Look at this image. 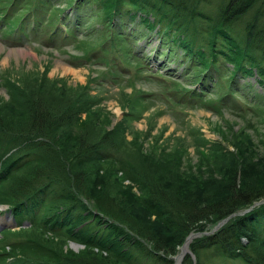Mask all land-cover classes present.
<instances>
[{"label":"rangeland","instance_id":"374dc122","mask_svg":"<svg viewBox=\"0 0 264 264\" xmlns=\"http://www.w3.org/2000/svg\"><path fill=\"white\" fill-rule=\"evenodd\" d=\"M3 1L0 0V11L8 6ZM27 1L12 0L9 14L0 18V115L17 127L26 125L21 102L39 94L33 93L38 84L55 90L53 102L58 105L65 103L67 94L79 92L80 98L90 97L89 108L82 111L75 123L58 130L68 155H61V163L64 167L71 162L75 165L76 155L83 149L82 141L93 142L108 135L110 144L105 151L109 159L88 163L83 168L94 173L96 197L110 191L119 198L112 206L106 204L109 208L115 211L117 204L122 203L139 223L156 227L163 225L160 215L142 206L148 188L160 186L170 196L195 194L207 201L219 197L229 174L235 170L237 184L241 183L242 169L248 175L245 180L251 182L256 175L264 174V85L257 81V74H239L231 81L232 66L223 65L218 76L208 81L210 86L192 95V89L200 91V75L193 71L194 61L185 58L181 49L170 56L168 44L161 48L159 34L136 40L132 36L138 38L143 31L133 30L136 32L127 35L129 38L114 34L110 39L112 30L102 17L101 4L89 6L87 2L84 10L75 11L76 0H50L43 6L47 19L52 17L49 22L44 27L45 22H40L37 29H22L21 5ZM209 1L206 8L216 13L219 0ZM62 6L64 12L71 14L66 22L67 18L57 13ZM260 7L261 3L242 17L238 23L241 29L246 21L257 16ZM259 13L258 25L264 21V10ZM195 24L205 27L198 18L191 22ZM65 28L72 32L62 33ZM198 37L202 39V32H198ZM249 80L253 84L247 83ZM43 93L49 99L48 92H40L39 96L44 98ZM62 165L58 176L66 177ZM1 205L0 220L4 223L2 219L9 210ZM248 207L230 217L252 206ZM28 222L22 227L32 225L31 219ZM217 224L219 227V221L209 223L207 231ZM18 229L19 225L0 230V264H36L21 262L25 258L21 254L43 253L41 247L25 240L27 234L35 236L34 230ZM48 231L57 233L52 236L64 252L75 254L83 249V242L68 236L65 228ZM243 239L248 240L245 236ZM185 241L186 237L171 255L178 257ZM15 244L30 247L18 250V254L3 249L6 246L11 250ZM212 249L200 251L204 264L229 263V258L216 247ZM185 254L174 264H182Z\"/></svg>","mask_w":264,"mask_h":264},{"label":"trees","instance_id":"16d2710c","mask_svg":"<svg viewBox=\"0 0 264 264\" xmlns=\"http://www.w3.org/2000/svg\"><path fill=\"white\" fill-rule=\"evenodd\" d=\"M11 2L3 1V5L8 6H4L0 15L9 14ZM49 2L28 0L21 5L23 15H34V29L40 22H45L44 27L52 18L47 19L43 7ZM87 2L89 6L90 3L92 6L101 4L102 17L108 20V28L112 30L110 39L114 34L127 38V35L135 34L133 30H142L138 33L140 37L132 36L133 39L157 33L162 38L161 48L169 45L170 56L181 49L185 58L194 61L195 74L200 75V91L195 88L193 95L210 86L208 81L218 76L223 65L226 68L232 66L229 67L231 81L239 74L245 77L257 74V81L264 85V21L261 20L259 25L256 22L259 11L264 10V0H219L216 13L206 8L209 0H76L75 11L84 10ZM259 3L262 8L258 9L257 16L246 21L241 29L239 21ZM64 10L62 6L57 13L59 17L63 14L66 22L71 14ZM197 18L205 29L191 25ZM112 24L115 25L113 28ZM68 31L72 32V29ZM198 32H202V39ZM35 89L33 93L48 92L50 97L46 98L43 93L44 98L39 94L24 98L21 108L27 116L26 125L17 127L0 115V201L9 204L17 219H31L32 225L17 231L34 230L35 236L27 234L25 240L44 250L40 255L21 254L25 256L21 262L174 264L171 254L176 245L196 230L202 232L190 243L196 259L191 253L185 254L182 264H204L200 251L209 247H216L215 250L229 258L228 264H264V174L256 175L255 181L251 182L245 180L248 175L242 169V180L237 184L235 170L229 174L219 197L207 201L195 194L170 196L160 186L148 188L142 206L160 215L163 225L145 227L122 203L117 204L115 211L107 206L115 204L118 198L110 191L102 192L100 197L93 194L94 173L83 167L109 159V153L105 151L106 145L110 144L108 135L93 142L82 141L80 148L83 149L76 155L75 165L71 162L64 167L61 163L62 157L68 155L58 130L70 128L75 123L82 111L89 108L90 97L80 98L79 92L67 94L65 103L58 105L53 102L55 90L51 86L38 84ZM252 163L255 165L254 161ZM61 165V170H66V177L58 176ZM244 207L249 209L230 217L217 229L207 231L209 223L218 222ZM62 228L68 236L85 243L79 253L64 252L52 236L57 233L48 231ZM29 247L15 244L11 250L6 246L3 249L18 254V250Z\"/></svg>","mask_w":264,"mask_h":264},{"label":"water","instance_id":"95a60500","mask_svg":"<svg viewBox=\"0 0 264 264\" xmlns=\"http://www.w3.org/2000/svg\"><path fill=\"white\" fill-rule=\"evenodd\" d=\"M227 219H228V217L225 218V219H223V220H221V221H220V224L223 223V222H224L225 220H227ZM220 224H219V225H220ZM197 234H199V232L190 233V234L187 236L186 241H185L184 244H183V247H184V248L182 247V252L180 253V256H182L183 253L189 251V241H190V239H191L193 236H195V235H197Z\"/></svg>","mask_w":264,"mask_h":264},{"label":"bare ground","instance_id":"6f19581e","mask_svg":"<svg viewBox=\"0 0 264 264\" xmlns=\"http://www.w3.org/2000/svg\"><path fill=\"white\" fill-rule=\"evenodd\" d=\"M24 53V52H23ZM21 51H20V54H23ZM57 65L59 66L60 64L57 63ZM184 248V247H183ZM180 255L178 256L177 260L179 259Z\"/></svg>","mask_w":264,"mask_h":264}]
</instances>
